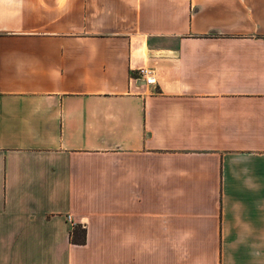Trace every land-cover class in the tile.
Listing matches in <instances>:
<instances>
[{"label":"crops","instance_id":"1","mask_svg":"<svg viewBox=\"0 0 264 264\" xmlns=\"http://www.w3.org/2000/svg\"><path fill=\"white\" fill-rule=\"evenodd\" d=\"M0 264H264V0H0Z\"/></svg>","mask_w":264,"mask_h":264},{"label":"built area","instance_id":"2","mask_svg":"<svg viewBox=\"0 0 264 264\" xmlns=\"http://www.w3.org/2000/svg\"><path fill=\"white\" fill-rule=\"evenodd\" d=\"M138 75L144 80V82L148 85H152L155 83L154 77L150 70L148 69H140L138 71Z\"/></svg>","mask_w":264,"mask_h":264},{"label":"trees","instance_id":"3","mask_svg":"<svg viewBox=\"0 0 264 264\" xmlns=\"http://www.w3.org/2000/svg\"><path fill=\"white\" fill-rule=\"evenodd\" d=\"M75 231V230H74ZM73 234V233H72Z\"/></svg>","mask_w":264,"mask_h":264}]
</instances>
